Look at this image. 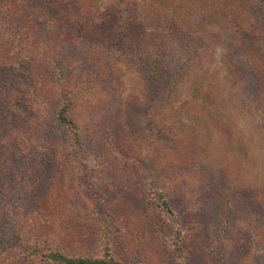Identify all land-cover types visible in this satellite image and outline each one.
Here are the masks:
<instances>
[{"label":"rangeland","instance_id":"obj_1","mask_svg":"<svg viewBox=\"0 0 264 264\" xmlns=\"http://www.w3.org/2000/svg\"><path fill=\"white\" fill-rule=\"evenodd\" d=\"M51 1L59 6L55 13L61 14L62 9L67 20L52 10H46L50 13L42 19L25 16L22 23L33 27H21L22 33L0 23V55L20 78L31 76L39 81L36 89L26 87L19 106L31 113L40 111L45 119L50 108L69 96L72 117L92 151L79 159L72 155L73 168L59 161L31 178L33 189L26 200L12 196L0 200V238L4 237L0 239V264H25V260L38 264L19 252L16 243L7 242L10 238L4 233L12 230L13 205L23 206L19 234L31 245L38 242L72 254L97 256L102 251L99 229L110 223L105 236L112 255L123 264H264L261 56L245 50L236 57L237 66L225 67L236 53L237 45H230L235 41L233 26L226 19L208 23L222 41L206 67L180 87L173 110L165 106L151 123L139 90L143 84L139 78L147 73L141 65L145 62L124 61L118 53L121 44L106 59L98 45L108 40L111 28L104 26L102 31L84 26L87 4L95 17L101 14L98 1L94 6L91 0ZM198 2L166 1L179 16L187 10L198 14L204 1ZM45 4L26 2L28 10ZM14 7L0 0L3 12ZM110 11L120 15L115 6ZM155 23L164 21L156 18ZM64 30L73 36L67 42L62 39ZM26 34L28 38L23 37ZM176 36L179 42L186 41L179 28ZM86 45L91 50L83 52ZM170 54L169 67L182 55L179 49ZM89 56L99 67L87 60ZM98 68L100 76L96 75ZM113 97L121 113L113 121L112 138L106 132L105 115ZM85 127L93 128L96 138ZM151 132L163 142L152 143ZM126 155L138 161L137 165L127 168L121 164ZM97 158L100 166L94 168L92 162ZM145 160L151 161L150 166ZM149 176L158 182L151 183ZM160 191L172 210L170 217L159 199ZM81 202L92 206L82 211Z\"/></svg>","mask_w":264,"mask_h":264},{"label":"trees","instance_id":"obj_2","mask_svg":"<svg viewBox=\"0 0 264 264\" xmlns=\"http://www.w3.org/2000/svg\"><path fill=\"white\" fill-rule=\"evenodd\" d=\"M4 1H8L15 7L14 10L11 8L5 12L0 10V23L9 26L10 29L15 28L17 33L18 30L22 33L21 27L25 30L33 27L29 22L22 23L25 16L32 19H42L53 11V15H61L63 19L67 20V16H65L67 13L64 15L62 9L60 10L61 14L55 13L59 6H53L51 0H32V2L42 1L46 4L44 8L40 6L31 8V10H28L29 6L26 5L28 0ZM95 1H98L101 14L95 17L91 5L87 4L86 8L89 9L87 8L86 13H83L84 26L99 27L102 31L104 26L111 28V34L110 37L107 35V41L103 36L105 39L104 46L98 45L100 46L99 50L103 53L101 56L106 59H111L112 52L117 46L122 45L124 49L121 48L118 53L122 55L124 61L133 65L138 60L145 62L141 65L143 69H147V73L139 78L143 83L142 86H139V90L141 98L145 100V106H147L146 118L151 123L155 121L154 119L159 113L164 112L165 106H170L173 110L180 87L187 81L194 80L192 77L200 69L206 67L210 56L222 41L219 36L220 33L215 30L211 31L213 29H209L208 23L226 19V22L231 27L233 26L232 32L235 41L230 45L235 43L234 48L237 45L236 53L234 58L229 60V63H225V67L228 68L231 64L232 67L237 66L236 57L244 55L245 50H255L257 55L264 60V0H198V3L201 2L200 4L204 1V6H202L203 8L199 7L200 12L198 14H191L187 10L180 16L166 3L168 0H91L93 6ZM22 6L23 9H21ZM112 6H115L118 14L120 13L119 16H114V13H111L110 8ZM132 8L134 13L130 14L129 10ZM28 11H30L29 14ZM156 18L163 19L164 23L156 24ZM87 22L89 23L86 24ZM178 28L185 36V42H179L181 35L176 36ZM240 36L242 37L239 38ZM23 37L28 38V34L23 35ZM71 37H73L71 33L64 30L63 41L67 42ZM12 39L14 38L12 37ZM159 45L161 48L155 54L154 52L157 51ZM106 46L109 47L108 50L104 48ZM113 46L115 47L113 48ZM87 49L91 50V47L86 45L83 52H87ZM173 49H179L182 55L169 67L167 58L172 56L170 53ZM1 55L0 200L5 202L9 196L14 199L26 200L33 189L30 184L31 178L39 177L42 172L45 173L54 163L59 161L70 163L73 168L76 163L73 162L72 155L79 159L82 155L85 156L86 151L90 153L92 150L86 146L85 138L84 136L82 138L77 123L72 117L73 100L69 96V100L61 98L62 100L56 106L50 108L45 119L40 116V111L31 113L30 110H24L19 106L21 100L25 99L26 87L36 89L39 81L31 76L20 78L18 73H15V68L6 63ZM87 60L96 67L99 65L93 56H89ZM117 61L119 60H114L115 63ZM115 65L114 63L111 64V68ZM95 71L96 75L100 76L99 68ZM32 78H34V82ZM55 81L58 82V79L55 78ZM262 85H264V80H262ZM160 92L162 93L159 95ZM113 98L114 102L107 105L108 110H106L105 115L108 117L106 132L112 138L113 121L118 118L117 114L121 113L119 104L116 103L117 97ZM91 125L93 126V123ZM84 130L93 131L90 134L91 138H96L93 128L85 127ZM149 137L152 143L160 144L163 142L162 138L158 137L155 132H151ZM109 140L111 139L109 138ZM97 155L98 158H101V155ZM98 158L92 162L94 168L100 166ZM145 161L150 166L151 161ZM137 163L138 161L136 162L126 155L125 162L121 164L128 168V165L136 166ZM149 181L153 184L154 181L158 182L151 176H149ZM159 193L162 206L170 217L173 213L166 199L162 197L164 192L160 191ZM90 206L92 204L83 206V202L79 203L82 211H87ZM12 207H15L13 214H11L13 218L12 230L4 233L10 238L7 242L16 243L19 252L30 255L38 264H123L112 255L111 242L105 236V231L111 229L110 223L103 224L99 229L98 236L102 242V251L97 256L72 254L65 248H52L38 242L32 245L28 244L29 240L25 237L22 238V235L19 234V216L22 215L23 206L13 205ZM3 238L0 239L4 241ZM1 254L2 252H0ZM24 255L22 256L24 259L30 257ZM30 261L32 260H25V264H31ZM19 263L21 262L14 264Z\"/></svg>","mask_w":264,"mask_h":264}]
</instances>
